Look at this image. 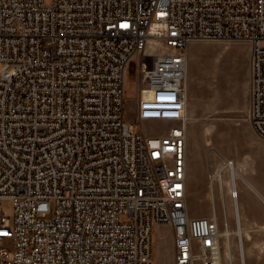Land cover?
Returning a JSON list of instances; mask_svg holds the SVG:
<instances>
[{
  "label": "built area",
  "instance_id": "built-area-1",
  "mask_svg": "<svg viewBox=\"0 0 264 264\" xmlns=\"http://www.w3.org/2000/svg\"><path fill=\"white\" fill-rule=\"evenodd\" d=\"M207 40L249 43L264 139V0H0V264H152L154 224L174 264H222L218 219L188 208L189 47ZM135 56L137 121L173 124L155 134L125 120ZM236 168L210 181L238 188Z\"/></svg>",
  "mask_w": 264,
  "mask_h": 264
},
{
  "label": "rangeland",
  "instance_id": "rangeland-1",
  "mask_svg": "<svg viewBox=\"0 0 264 264\" xmlns=\"http://www.w3.org/2000/svg\"><path fill=\"white\" fill-rule=\"evenodd\" d=\"M264 46V42H263ZM251 47L245 41L207 40L193 42L188 59V208L190 217H211L214 213L209 180L222 159H234L242 178L238 180V205L243 227L247 264H264V139L249 120ZM139 57L126 68L125 120L135 132L155 134L173 124H145L137 121L140 91ZM1 72V67H0ZM210 143V145H208ZM227 178V174H225ZM215 209L221 232L225 223L234 231L236 215L225 188L222 199L215 185ZM5 214L14 220V204L1 201ZM226 204V205H225ZM249 234L251 240H247ZM222 237L223 261L230 257ZM234 264H239L237 236H231ZM152 264H174L173 234L169 226L154 224Z\"/></svg>",
  "mask_w": 264,
  "mask_h": 264
},
{
  "label": "bare ground",
  "instance_id": "bare-ground-1",
  "mask_svg": "<svg viewBox=\"0 0 264 264\" xmlns=\"http://www.w3.org/2000/svg\"><path fill=\"white\" fill-rule=\"evenodd\" d=\"M157 47V45L155 44V42H151L149 43V46H148V49H155ZM208 145H210V143H208ZM223 169L222 168H219V172H218V175L221 174V170ZM237 170V173H238V176L242 178V175H241V172L238 168H236ZM210 174V173H209ZM216 182H214L213 180H209V191H210V198L213 202V206H214V213H212V216L214 219H218L217 217V214H216V209H215V185ZM237 184V182H236ZM235 184V182L233 181V178L230 177V178H224L223 177L220 179V184H219V187H220V191L222 193V199L225 198V188L226 186L228 187V194H229V197L230 199L232 200L233 202V207H234V211H235V215H236V229L234 231L230 230L229 227H228V223L226 221L225 223V231L224 232H221V235L222 237H225L226 238V244L225 246L228 248V251L227 253L229 254V257H230V264H233V258H232V253H231V243H230V240H231V236H237V246L238 248L243 245H245V240H244V235H246V233L244 232L243 230V227L240 223V216H239V209H238V198H239V192H238V188L236 187L237 185ZM236 187V188H235ZM237 192V195L235 194ZM260 229H263L264 230V226H259ZM247 240H251V236L249 234H247L246 236ZM222 255H221V258H222V264H224V261H223V248H222Z\"/></svg>",
  "mask_w": 264,
  "mask_h": 264
},
{
  "label": "crops",
  "instance_id": "crops-1",
  "mask_svg": "<svg viewBox=\"0 0 264 264\" xmlns=\"http://www.w3.org/2000/svg\"><path fill=\"white\" fill-rule=\"evenodd\" d=\"M238 168V167H237ZM260 198L264 201V197L263 196H261L260 195ZM226 205V204H225ZM232 206H233V202H232ZM233 209H234V207H233ZM238 209H239V205H238ZM234 213H235V211H234ZM239 216H240V213H239ZM227 221V220H226ZM228 222V221H227ZM241 223V222H240ZM230 229V228H229ZM235 230V229H234Z\"/></svg>",
  "mask_w": 264,
  "mask_h": 264
}]
</instances>
